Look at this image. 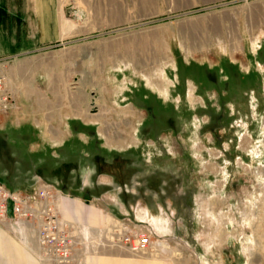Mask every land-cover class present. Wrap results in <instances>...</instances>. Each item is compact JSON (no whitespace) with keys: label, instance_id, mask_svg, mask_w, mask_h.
<instances>
[{"label":"rangeland","instance_id":"rangeland-1","mask_svg":"<svg viewBox=\"0 0 264 264\" xmlns=\"http://www.w3.org/2000/svg\"><path fill=\"white\" fill-rule=\"evenodd\" d=\"M37 2L0 0V57L20 120L2 136L24 150L32 163L23 167L42 160L51 176L34 184L80 187L88 180L71 165H96V199L84 204L98 226L69 228L67 264L92 251L162 264H264V0H42L40 14ZM192 74L203 78L202 113L173 87ZM133 110L148 129L136 132L125 117ZM68 118L85 134L60 147L49 137ZM245 131L254 150L240 143ZM224 178L225 188L215 183ZM119 231L147 233L150 248L129 252ZM32 254V264H57Z\"/></svg>","mask_w":264,"mask_h":264},{"label":"crops","instance_id":"crops-1","mask_svg":"<svg viewBox=\"0 0 264 264\" xmlns=\"http://www.w3.org/2000/svg\"><path fill=\"white\" fill-rule=\"evenodd\" d=\"M38 1V7H39V11L38 13H41V6H40V1L42 0H36ZM1 50V48H0ZM1 54V51H0ZM206 75H208V73H206ZM185 76V75H184ZM182 77V76H176L175 77V81L173 84V87L182 85L181 89L177 90V95L180 96V98L185 99L186 98H191L192 101H196L192 106L198 107L197 112H199V110H201L200 112L202 113V111H206L204 110L202 107L205 106V102L203 101L202 97L203 95L200 93V81L203 79L202 77H200L199 75L196 74H192L191 76L188 77ZM213 81V80H211ZM192 86V97H190L189 95V89ZM235 87H237L238 89V85H234ZM262 90L264 92V84L262 86ZM174 92V91H173ZM170 94V89L168 88V94L166 97H168ZM202 96V97H201ZM179 98V99H180ZM127 99V97H126ZM201 100V102H199ZM205 100V99H204ZM200 104H199V103ZM174 105V102H171ZM203 104V105H201ZM133 109H134V105H132ZM200 107V108H199ZM189 109V108H188ZM187 109V110H188ZM134 111V110H133ZM189 113H193V111L195 112V110L192 111V109L190 108ZM210 111V110H209ZM16 110H12L11 112L4 114V115H0V182H3L7 188L11 189V190H18L21 192H28L31 191L34 187V179L37 177H42V178H48V176H51L50 173H46L43 172L41 170H39L42 160L39 159L38 162H34V167H32V169H30V167H23L24 163L26 161H28V158L26 159V154L24 152V150H21V147L19 148L20 150H16L14 151L12 149V144L10 142V139L8 136H2L5 133H7L6 131L3 132L4 130H6L8 127H11L12 125H20V120H17L16 118L13 117L14 113H16ZM133 116H130L129 114L126 115L125 117L131 119V121L137 126V131L139 132V129L143 127V123L140 122H135L133 121L135 119V111L133 112ZM206 113V112H204ZM209 114H211L212 112H208ZM208 114V115H209ZM209 117V116H208ZM196 119H198L197 116H195ZM205 119H207V117H203ZM210 119V117H209ZM199 120V119H198ZM73 120H70V118L67 119L66 123L62 124L61 127V131L60 133H56L54 136H50L49 140L55 144H58L60 147L63 146V144L68 141V139H70V137H72V135H77V137H81L78 136V134L80 135H84V130L82 129H77V127H75V125L72 123ZM90 122V121H87ZM210 122V121H209ZM209 122H207L205 125H208ZM215 122V121H214ZM83 124L87 125V123L85 121H83ZM215 125V123H213L212 127ZM241 128L243 126H240ZM37 128V126H36ZM144 129H148V126H144ZM198 128V127H197ZM199 128H201V126H199ZM205 128V126H204ZM202 129V128H201ZM215 130V129H214ZM97 135H101L100 132V128L97 130L96 132ZM248 132L245 131L243 133H241L240 135V143L243 145V142H245V146H244V150L249 151V150H254V146L252 145V138L249 137ZM102 136V135H101ZM142 136L144 137L145 135L142 133ZM147 136V135H146ZM81 139V138H79ZM11 141L14 143H18V141H22V139L19 137V135H15L12 136ZM140 143V141L138 140V144ZM195 143H197L196 145V150L198 152L201 151H207L208 154L210 155H214V152L207 147V144L202 142V141H196ZM137 144V145H138ZM137 145H133V146H137ZM257 150L259 152H261V149L257 147ZM196 151V152H197ZM256 151V150H255ZM258 152V154H259ZM222 153V152H221ZM198 155V154H197ZM199 157H201V154L198 155ZM197 156V157H198ZM73 157H71V155L68 154V159H71ZM75 159V157H74ZM74 159H71L72 161ZM240 158H238L239 160ZM242 161V160H241ZM243 162V161H242ZM28 163H32L29 162ZM77 162L75 165H71L69 170H76L80 176V179L82 178V176L84 177V174L86 176V179L88 181L83 182L81 181V186L80 187H73V186H69L67 184H63L61 187L62 188H66L68 190V193H64L61 196V207H60V213L61 216L74 224H79V225H88V223H91L93 225H96V218H91L87 219V217L85 218V216H87V205L84 203H88V202H92L96 199L95 194L92 192L93 188L92 187H98L99 185L94 182H92V178H94L96 176V168L94 165H90V163L88 164H81ZM245 164V163H244ZM247 166H249L248 164H245ZM205 167H207L208 169H210L211 171H214V174L217 173L216 175H218V173H227V171L225 170V168L218 166L217 164H213V163H208L205 165ZM213 167H217V168H223L224 171H215L216 169H214ZM88 171V175H86V172ZM90 172V173H89ZM219 182V185L221 184L220 187H224L226 186L227 183V179L224 178L223 179H217L215 181ZM214 183V185L216 186V184ZM105 185V184H103ZM79 188V189H78ZM81 190V191H79ZM88 194L90 196V198L88 200L85 199V195ZM87 220V221H86ZM89 220V221H88ZM85 222V223H84ZM104 223V220L102 219V225ZM98 226V225H96ZM93 226V227H96ZM9 243L14 245V249L11 248L10 250H12L13 252H8L9 248H7L9 246ZM15 252V253H14ZM17 253L21 256H19L20 258L25 259L24 262H21L22 260H18L15 258V254ZM33 252L29 250L28 247L25 246L24 243H22L11 231H8V229L6 227H3L0 224V264H10V262L12 261L11 264H29V259L34 260L33 257ZM102 251H92V252H87L84 255L83 258V262L82 264H162V262H157V261H138L136 259H132L130 257H122V258H118V256L115 255H102ZM35 255V254H34ZM36 256V255H35ZM11 257V259H10ZM18 257V258H19ZM37 257V256H36ZM36 259V258H35ZM38 259V258H37ZM32 260L30 262V264H32Z\"/></svg>","mask_w":264,"mask_h":264},{"label":"built area","instance_id":"built-area-1","mask_svg":"<svg viewBox=\"0 0 264 264\" xmlns=\"http://www.w3.org/2000/svg\"><path fill=\"white\" fill-rule=\"evenodd\" d=\"M6 62L0 57V115L11 111L16 102L9 85ZM38 182L28 192L11 190L0 182V224L10 228L18 239L32 241L35 249L31 248L32 252L41 263L67 264L71 258L69 228L74 223L60 214L63 191L55 183ZM74 225L86 228L85 225ZM120 233L118 236L124 240L129 252L143 253L151 246L145 232Z\"/></svg>","mask_w":264,"mask_h":264},{"label":"bare ground","instance_id":"bare-ground-1","mask_svg":"<svg viewBox=\"0 0 264 264\" xmlns=\"http://www.w3.org/2000/svg\"><path fill=\"white\" fill-rule=\"evenodd\" d=\"M94 106H96V103H93V106H92V107H94ZM61 196H62V195H61ZM61 196H60V197H61ZM73 227L78 228L79 230H80V229H85L84 227L76 226V225H74V224H73ZM86 229H88V228H86ZM71 235H72V232H70V236H71ZM25 244H26V242H25ZM31 246H32V244H31ZM34 250H35V249H34ZM36 252H37V251H36Z\"/></svg>","mask_w":264,"mask_h":264},{"label":"water","instance_id":"water-1","mask_svg":"<svg viewBox=\"0 0 264 264\" xmlns=\"http://www.w3.org/2000/svg\"><path fill=\"white\" fill-rule=\"evenodd\" d=\"M64 193H68V190L66 188H62ZM90 196L88 194L85 195V199L88 200Z\"/></svg>","mask_w":264,"mask_h":264},{"label":"flooded vegetation","instance_id":"flooded-vegetation-1","mask_svg":"<svg viewBox=\"0 0 264 264\" xmlns=\"http://www.w3.org/2000/svg\"><path fill=\"white\" fill-rule=\"evenodd\" d=\"M94 166H96V165H94ZM95 168H97V167H95Z\"/></svg>","mask_w":264,"mask_h":264}]
</instances>
